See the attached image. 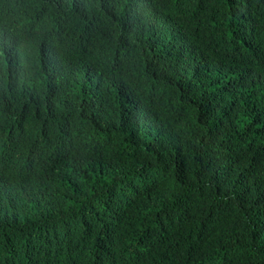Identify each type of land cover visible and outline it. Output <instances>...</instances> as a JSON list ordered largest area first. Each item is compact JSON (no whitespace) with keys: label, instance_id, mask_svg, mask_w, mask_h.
<instances>
[{"label":"trees","instance_id":"obj_1","mask_svg":"<svg viewBox=\"0 0 264 264\" xmlns=\"http://www.w3.org/2000/svg\"><path fill=\"white\" fill-rule=\"evenodd\" d=\"M0 264H264V0H0Z\"/></svg>","mask_w":264,"mask_h":264}]
</instances>
